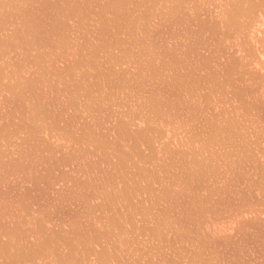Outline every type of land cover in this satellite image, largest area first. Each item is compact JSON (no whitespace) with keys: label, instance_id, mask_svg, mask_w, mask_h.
<instances>
[{"label":"rangeland","instance_id":"rangeland-1","mask_svg":"<svg viewBox=\"0 0 264 264\" xmlns=\"http://www.w3.org/2000/svg\"><path fill=\"white\" fill-rule=\"evenodd\" d=\"M0 264H264V0H0Z\"/></svg>","mask_w":264,"mask_h":264}]
</instances>
